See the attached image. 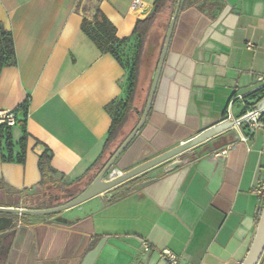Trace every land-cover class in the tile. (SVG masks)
Segmentation results:
<instances>
[{
	"label": "crops",
	"instance_id": "1",
	"mask_svg": "<svg viewBox=\"0 0 264 264\" xmlns=\"http://www.w3.org/2000/svg\"><path fill=\"white\" fill-rule=\"evenodd\" d=\"M154 2L0 0V25L13 34L17 58L0 74V115L29 101L25 162H3L0 141V207L61 206L40 185L46 148L58 185L95 165L112 125L107 108L126 99L129 71L100 52L82 21L98 7L119 39L133 40ZM262 87L264 0H183L148 119L114 170L128 172L228 115L242 117L264 100L247 99ZM143 100L144 92L139 109ZM17 116L14 158L24 135V114ZM140 121L134 114L125 135ZM184 155L193 156L189 165L171 170L165 163L54 215H2L0 264H173L165 253L176 264H242L264 206L257 191L264 187V129L243 142L232 128Z\"/></svg>",
	"mask_w": 264,
	"mask_h": 264
},
{
	"label": "trees",
	"instance_id": "2",
	"mask_svg": "<svg viewBox=\"0 0 264 264\" xmlns=\"http://www.w3.org/2000/svg\"><path fill=\"white\" fill-rule=\"evenodd\" d=\"M178 0H155L153 12L144 20H138L133 30V40L119 39L116 27L107 19L103 12L96 7L91 18L86 16L81 24L83 33L97 46L103 54L111 55L121 67L129 71L127 97L124 101H115L107 110L112 116V125L102 155L88 173L71 184L58 185L53 177L56 171L52 167L53 154L46 148L39 159L41 173V187L53 195L54 203H65L69 196H80L95 181L105 166L109 163L118 149L127 140L125 128L131 117L136 114L138 121L144 114L158 62L166 41L172 17ZM84 13L89 14L87 9ZM17 64L14 37L3 25H0V74L5 67ZM148 86L143 87V80ZM144 92V100L140 106L139 98ZM264 97V87L248 96L247 99H261ZM138 107V108H137ZM22 112L25 120L20 125L24 135L19 142L21 153L14 158V142L12 127L0 126V141L3 144L2 161L18 162L26 160L29 134L27 133V117L29 101L27 100L16 113ZM264 121V118H263ZM264 202V197L263 200Z\"/></svg>",
	"mask_w": 264,
	"mask_h": 264
},
{
	"label": "water",
	"instance_id": "3",
	"mask_svg": "<svg viewBox=\"0 0 264 264\" xmlns=\"http://www.w3.org/2000/svg\"><path fill=\"white\" fill-rule=\"evenodd\" d=\"M182 3H183V0L177 1L175 12L172 17L169 31L166 37V41H165V44H164V47L161 53L160 60L158 62L156 74L153 80V85H152L151 92L148 98L146 109L144 111V115L140 123L136 127V129L127 138V140L122 144V146L118 149V151L109 161V163L105 166L102 172L98 175L95 181L80 196L56 208L46 209V210H27V209H19V208L0 207V224L5 223V220L3 219L2 215L49 216V215H54V214L63 212L65 210L80 206L84 204L85 202H88L94 198H97L103 194H106L114 190L115 188L141 176L142 174L160 165H163L168 162H172L175 158L185 154L186 152L192 150L193 148L199 146L200 144L233 128L234 122L226 120L222 122L221 124L201 133L200 135L196 136L195 138L191 139L185 144L167 153H164L128 172L121 173L117 175L114 179H111V180L106 179V177L114 169L121 155L126 151V149L132 143V141L137 136V134L141 131V129L143 128V126L145 125L148 119V116L150 114L152 104L154 101V97L157 91V87L160 81V77L162 74V70L165 64V60H166V57L169 51V46H170L171 39L174 33L176 22H177V19H178V16H179V13L182 7ZM260 110L264 112V100L261 102ZM178 167L179 165L177 163H173L170 166V169L175 170ZM263 255H264V206H263V210H262L259 222H258V227H257V231L255 234L252 246L242 264H259Z\"/></svg>",
	"mask_w": 264,
	"mask_h": 264
},
{
	"label": "built area",
	"instance_id": "4",
	"mask_svg": "<svg viewBox=\"0 0 264 264\" xmlns=\"http://www.w3.org/2000/svg\"><path fill=\"white\" fill-rule=\"evenodd\" d=\"M137 7H138V2L134 3L132 9L136 10ZM248 47L251 48L252 45L250 44L248 45ZM261 102L255 105L252 108V110L248 111L246 114H244L240 118L233 119L231 115H228L227 120L234 122L233 128L235 129L237 133L238 140L247 142L249 137L253 135L257 130L264 129V121H263L264 112L260 110ZM17 124H18V116H17L16 111L5 112L0 115V126L7 125L8 127L14 128L15 126H17ZM192 158L193 156L191 155L189 156L181 155L175 158L172 161V164L177 163L179 166L189 165L192 162ZM119 174H121V172L113 170L109 174L108 180L114 179ZM257 191L259 194H263L264 187L259 186ZM165 254L169 262L176 264V258L174 255L170 253H165Z\"/></svg>",
	"mask_w": 264,
	"mask_h": 264
},
{
	"label": "rangeland",
	"instance_id": "5",
	"mask_svg": "<svg viewBox=\"0 0 264 264\" xmlns=\"http://www.w3.org/2000/svg\"><path fill=\"white\" fill-rule=\"evenodd\" d=\"M114 169H115V168H114ZM114 169H113V170H114ZM113 170H112V171H113ZM112 171H111V172H112ZM108 178H109V175L106 177V179L108 180Z\"/></svg>",
	"mask_w": 264,
	"mask_h": 264
}]
</instances>
